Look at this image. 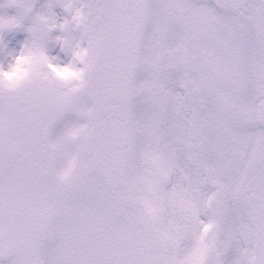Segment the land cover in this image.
<instances>
[{"label": "snow or ice", "instance_id": "1", "mask_svg": "<svg viewBox=\"0 0 264 264\" xmlns=\"http://www.w3.org/2000/svg\"><path fill=\"white\" fill-rule=\"evenodd\" d=\"M20 32L0 264H264V0H0Z\"/></svg>", "mask_w": 264, "mask_h": 264}, {"label": "clouds", "instance_id": "2", "mask_svg": "<svg viewBox=\"0 0 264 264\" xmlns=\"http://www.w3.org/2000/svg\"><path fill=\"white\" fill-rule=\"evenodd\" d=\"M32 71L31 58L27 56H15L9 59L4 71L0 72V84L5 87L15 85L25 80ZM53 72L63 80L71 81L73 75L71 70L61 67L58 70L53 68Z\"/></svg>", "mask_w": 264, "mask_h": 264}, {"label": "rangeland", "instance_id": "3", "mask_svg": "<svg viewBox=\"0 0 264 264\" xmlns=\"http://www.w3.org/2000/svg\"><path fill=\"white\" fill-rule=\"evenodd\" d=\"M10 37H12L13 42L11 41L9 43ZM5 39H6L7 47L5 51L0 52V66H4V67H6V65L9 62V59H10L9 53H18L17 49L18 47H20V44H19L20 41L18 39H21V36H20V33H16L15 35L8 36Z\"/></svg>", "mask_w": 264, "mask_h": 264}]
</instances>
